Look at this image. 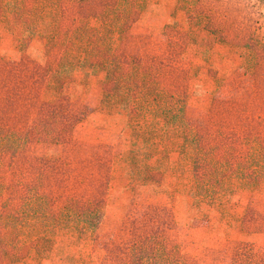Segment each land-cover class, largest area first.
<instances>
[{"label":"rangeland","instance_id":"rangeland-1","mask_svg":"<svg viewBox=\"0 0 264 264\" xmlns=\"http://www.w3.org/2000/svg\"><path fill=\"white\" fill-rule=\"evenodd\" d=\"M180 1L148 0L126 37L123 54L143 68H155L169 43L167 32L182 31L179 38L187 48L178 63L188 70L185 95L174 105L167 101L170 108L126 109L106 93L105 71H74L65 92L71 98L69 111L81 120L71 136L30 142L25 150L27 177L31 183L44 180L52 175L47 166L60 160L68 167H82L79 177L92 180L95 162H105L110 182L102 220L94 231L79 222L69 227L51 222L41 226L32 211L29 223L16 236L26 257L13 264L124 263L134 225L140 222V232L154 231L156 249L162 255L159 261L164 259L166 264H188L192 259L195 264H264V139L258 134L263 127L260 115L264 123V111H259L264 107L256 104L264 100L255 95L256 79L264 75V59L249 48L223 42L220 34L188 23V12L178 8ZM243 2L255 5L254 19L264 39V0ZM250 12L246 11L248 18ZM0 48L11 52V59L21 57L15 39L3 27ZM29 54L43 64L48 61L40 41L32 44ZM46 96L51 99L52 92L44 91ZM230 132L236 138L249 132L253 137L210 151ZM203 145L207 148L202 152L205 175L215 172L217 162L216 179L202 180L195 169L194 160ZM36 159L47 164L46 172ZM90 183L81 186L84 194L77 200L93 201ZM70 187L78 186L72 181ZM27 197L26 207L37 208L40 199L35 190ZM5 199H0V206ZM42 201L50 205V198ZM60 206V202L49 206V214L58 215Z\"/></svg>","mask_w":264,"mask_h":264},{"label":"trees","instance_id":"trees-1","mask_svg":"<svg viewBox=\"0 0 264 264\" xmlns=\"http://www.w3.org/2000/svg\"><path fill=\"white\" fill-rule=\"evenodd\" d=\"M147 2L0 0V28L12 34L21 53L19 59H11V52L0 48V199L6 196L0 206V264H13L20 257H26L24 250L17 246L16 236L20 228L29 223L32 211L37 214L35 219L38 223L40 221L41 226L51 222L58 227H69L79 222L94 231L101 223V208L106 201L110 182L105 162H95L97 167L93 170L96 174L92 180L91 176L85 181L79 177V171L83 172L82 167H68L60 160L47 166L52 175H45L44 180L31 183L27 177L25 150L30 142H55L71 136L81 120L69 111L71 98L65 92L74 71L80 68L105 71L106 93L126 109L170 108L185 95L189 82L188 70L179 67L178 63L187 48V44L179 38L182 31H177L175 35L168 31L172 27H167L169 43L155 68H143L130 62L123 54L126 37L145 12ZM240 3L241 0H181L178 8L188 12V23L208 29L216 36L220 34L223 42L249 48L258 59H264V39L258 32V19H254L256 13L252 11L256 9L255 5L243 2L240 6ZM248 9L251 11L249 18L246 13ZM35 41H40L44 46L48 60L44 64L29 54ZM190 44L188 35V47ZM44 91L52 92V98L43 97ZM255 95L264 100V75L256 79ZM167 101H170L169 106ZM260 101L256 104L264 107V102ZM262 110L264 108H260V114ZM262 119L260 115L263 130L258 134L264 139ZM252 137L249 132L236 138V134L230 132L219 143L213 144L210 151L225 150L234 144L233 141L240 138L248 141ZM200 138L203 139L202 136ZM203 147L205 150L198 149L195 169L202 180L207 176H211L209 180L216 179L219 176L217 162L214 163L215 172L205 175L207 166L202 163V152L206 153L207 148ZM35 161L41 166L40 170L46 172L47 164L41 159ZM72 181L78 187H70ZM86 181L92 184V202L77 200L76 197L84 194L80 188ZM32 189L40 199L35 209L26 207L27 195ZM100 193L103 197H100ZM42 197L50 198V205L44 203ZM59 202V214L50 215L49 206L56 207ZM16 203L18 206L15 208L13 205ZM5 213L7 216H3ZM141 223L134 225L136 229L126 254L127 261L120 264H166L164 259L159 261L162 255L160 249H156L154 231L140 232ZM146 226L149 224L144 228ZM191 261L188 260V264L194 263L193 259ZM110 264H113V260Z\"/></svg>","mask_w":264,"mask_h":264}]
</instances>
